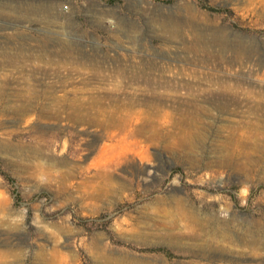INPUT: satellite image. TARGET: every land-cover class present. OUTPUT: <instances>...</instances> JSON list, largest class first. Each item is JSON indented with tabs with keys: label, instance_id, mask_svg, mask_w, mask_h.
<instances>
[{
	"label": "rangeland",
	"instance_id": "1",
	"mask_svg": "<svg viewBox=\"0 0 264 264\" xmlns=\"http://www.w3.org/2000/svg\"><path fill=\"white\" fill-rule=\"evenodd\" d=\"M0 87V264H264V0H0Z\"/></svg>",
	"mask_w": 264,
	"mask_h": 264
},
{
	"label": "bare ground",
	"instance_id": "2",
	"mask_svg": "<svg viewBox=\"0 0 264 264\" xmlns=\"http://www.w3.org/2000/svg\"><path fill=\"white\" fill-rule=\"evenodd\" d=\"M145 79V78H144ZM153 79V78H152ZM155 80V79H154ZM152 81V80H151ZM157 81V80H156ZM155 81V83H156ZM147 82V81H145ZM162 82V81H161ZM166 82V81H165ZM164 82V83H165ZM210 82V81H209ZM212 82V81H211ZM148 83H151V82H148ZM169 83V82H168ZM152 84V83H151ZM171 84V83H170ZM150 85V84H149ZM153 85V84H152ZM156 85V84H155ZM172 85V84H171ZM147 86V85H146ZM164 86V85H163ZM176 86H179V85H176ZM190 86V85H189ZM167 93L170 95L171 94H174V92H172L173 90L176 91L175 89H177V87H173V86H170L168 85L167 86ZM221 87V86H220ZM229 87V86H228ZM1 88V87H0ZM151 88V87H150ZM165 88V87H164ZM163 88V89H164ZM179 88V87H178ZM225 88V87H224ZM158 89V87L156 88ZM162 88H160L161 90ZM193 89V87H192ZM222 89V88H221ZM220 89V90H221ZM154 90V89H153ZM158 91V90H157ZM217 91V90H216ZM32 92H35V91H32ZM159 92V91H158ZM189 92V91H188ZM194 92V91H193ZM198 92V91H197ZM196 92V94H197ZM153 93V92H152ZM165 93V92H164ZM176 93V92H175ZM192 93V92H191ZM207 93V92H206ZM211 93V92H210ZM2 94V91L0 89V95ZM188 95V94H187ZM149 96V95H147ZM160 96V95H158ZM162 96V95H161ZM168 96V95H167ZM190 96V95H189ZM194 96V95H193ZM211 96V94H210ZM218 96V95H217ZM153 97V95H152ZM173 97V95H172ZM196 97V96H195ZM151 98V96H150ZM168 98V97H167ZM214 98V97H213ZM220 98V97H219ZM217 98V99H219ZM132 99V98H131ZM154 99H155V96H154ZM160 99V98H159ZM190 99V98H189ZM216 99V100H217ZM125 100V99H124ZM142 100V99H141ZM139 100V101H141ZM164 100V99H163ZM121 101V100H120ZM134 101V99H133ZM146 101V100H145ZM144 101V102H145ZM149 101V100H148ZM155 101V100H154ZM153 101V102H154ZM213 101V100H212ZM215 101V100H214ZM137 102V101H136ZM147 102V101H146ZM149 102H152L149 101ZM157 102V101H156ZM166 102V101H165ZM169 102V101H167ZM174 102V101H173ZM190 102V101H189ZM121 103V102H120ZM124 103V102H123ZM128 104L130 105H134V103L132 101L129 100V102H127ZM141 103V102H140ZM143 103V102H142ZM141 103V104H142ZM155 103V102H154ZM182 103V102H181ZM122 104V103H121ZM156 104V103H155ZM160 104V103H158ZM167 104V103H166ZM172 104V103H171ZM180 104V103H179ZM186 104V103H185ZM163 105V104H161ZM135 106V105H134ZM178 106V105H177ZM180 108V107H179ZM187 108L190 109V107L188 106ZM199 108V107H198ZM197 107H194L193 109L191 108V110H186L188 113L190 114H193L194 111L198 110ZM181 110V109H180ZM202 111V110H201ZM19 112L21 113H26V106L25 107H22L19 109ZM156 112V111H155ZM145 112L144 111H127V110H123V109H120L119 112L117 114H114L112 116H110V118H108V120L103 124L105 125L104 127L107 129V130H110L109 132L112 133L110 137H114L115 135L117 134H123V136L120 137V139H118L120 141L121 144H126L128 146H130V151H131V155L134 156V152H133V148H137V146L139 147V145L141 143H153V142H156V140H158L160 138V127L162 126V123L163 122H156V120H154V118L152 119L148 114H144ZM152 113V111H151ZM158 113V112H156ZM162 114V113H161ZM169 114V113H168ZM176 114V113H175ZM166 115V114H164ZM163 115V116H164ZM172 115V114H171ZM179 115V114H178ZM183 117H182V120L185 121L187 117V113L184 112L183 113ZM109 116V115H108ZM153 116V114H152ZM160 117H162L161 115H158ZM157 116V117H158ZM193 116V115H192ZM155 117V116H153ZM165 117V116H164ZM167 118V117H166ZM171 118V117H170ZM169 117L167 119H170ZM163 119V118H162ZM176 119V118H174ZM179 119V118H178ZM96 120V119H95ZM103 120V119H102ZM188 120H190L188 118ZM100 121V120H99ZM164 121V120H163ZM167 121V120H166ZM180 121V120H178ZM98 123V122H97ZM165 123V122H164ZM185 123V122H184ZM169 125V123H168ZM174 125V124H172ZM102 126V125H101ZM171 126V125H169ZM168 126V127H169ZM181 126V125H180ZM160 128V129H159ZM159 129V130H158ZM125 145V146H126ZM148 145V144H147ZM134 146V147H133ZM141 146V145H140ZM114 148V147H113ZM129 151V152H130ZM130 155V153H129ZM130 155V156H131ZM112 156V155H111ZM110 156V157H111ZM118 156V155H117ZM135 156H138V155H135ZM112 158V157H111ZM124 158V157H123ZM118 162V160H116ZM114 163V162H112ZM8 251V250H6ZM5 256V255H4ZM3 256V257H4ZM7 256V255H6ZM2 262V261H1ZM3 262H5V257H4V260ZM2 262V263H3ZM5 264V263H3Z\"/></svg>",
	"mask_w": 264,
	"mask_h": 264
}]
</instances>
